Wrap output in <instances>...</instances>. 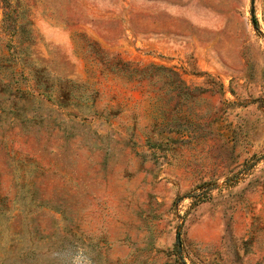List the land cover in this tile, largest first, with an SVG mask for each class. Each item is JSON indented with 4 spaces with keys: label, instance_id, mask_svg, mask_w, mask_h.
<instances>
[{
    "label": "rangeland",
    "instance_id": "374dc122",
    "mask_svg": "<svg viewBox=\"0 0 264 264\" xmlns=\"http://www.w3.org/2000/svg\"><path fill=\"white\" fill-rule=\"evenodd\" d=\"M0 264H264V0H0Z\"/></svg>",
    "mask_w": 264,
    "mask_h": 264
}]
</instances>
